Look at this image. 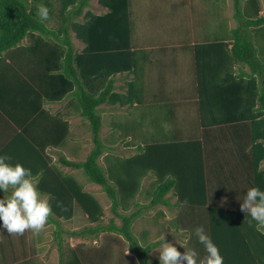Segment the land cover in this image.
<instances>
[{"label": "trees", "instance_id": "obj_1", "mask_svg": "<svg viewBox=\"0 0 264 264\" xmlns=\"http://www.w3.org/2000/svg\"><path fill=\"white\" fill-rule=\"evenodd\" d=\"M90 1L0 0V97L6 100L0 102V107L7 118L20 127V132L8 141L0 154H7L13 145L23 152L38 153L44 146L39 140H43V136L47 140L46 134L30 136L28 131L36 127L38 121H42L46 129L45 119L55 128L50 127L56 133L50 141H62V144L68 124L59 115L49 117L43 103L72 96L73 102L77 99L75 107L79 114L88 122L93 147L83 162L66 163L82 169L89 181L101 187L113 213V219L103 224L104 209L99 199L85 191L74 177L55 170L53 188L39 190L49 195L52 206L48 222L57 226L59 264H108L111 255L106 249L117 246L123 252L124 240L145 264L148 253L160 241L144 242V247L140 248L128 228L141 215V207L126 214L131 206L138 204L136 196L144 189L150 199L148 207L161 205L176 211L171 223L176 229L183 228L189 247L196 249L201 257L205 253L194 235L197 226H203L218 246L224 264H264V224L252 221L240 209L245 191L242 188L257 186L264 190V14L260 12L261 1L232 0V16L236 21L228 40L232 46L226 49L227 38H218L215 45L225 42L221 48L227 64H244L249 73L228 72L218 77V73L203 67L206 60L201 52L209 44L194 45L197 107L196 113L190 118L186 116L185 121L191 125L190 135L196 126L208 132L214 145L210 153L201 137L191 135L176 140L168 133L165 135L168 131L161 128L166 139L145 144L130 157L106 156L107 169L98 163L103 145L98 135L101 117L96 107L109 98L122 100V103L131 101V96L113 91V77L133 71L141 54L132 47L130 1L97 0L105 10L98 14L84 10ZM42 6L49 9L46 20L38 15ZM72 37L81 42V48L76 49ZM165 124L176 125L171 120L158 123L160 127ZM227 135L232 139L231 149L226 144ZM232 154L234 157L230 156ZM228 164L237 166L225 167ZM149 172L154 174V180L148 188H140ZM169 192L171 195L166 196ZM76 205L90 222L85 230L94 236L106 233L99 251L89 250L83 261L72 247L63 248L60 231L59 219L72 220ZM157 213L165 215L163 210ZM115 217L122 219V225H116ZM143 237L146 241L148 233L144 231Z\"/></svg>", "mask_w": 264, "mask_h": 264}, {"label": "crops", "instance_id": "obj_2", "mask_svg": "<svg viewBox=\"0 0 264 264\" xmlns=\"http://www.w3.org/2000/svg\"><path fill=\"white\" fill-rule=\"evenodd\" d=\"M104 11L103 9L102 13ZM235 26H229L230 28L224 36L217 37L216 34L210 35L209 33L207 37L193 39L187 41V43L173 44V46H167L166 49L162 47L158 48L161 45L159 43H132V47L136 48L137 52L141 54L140 62L133 71L117 73L113 77V91L118 94L131 96V101L123 100L122 103V100L114 101V98H109L96 107V112L101 117V127L98 135L103 145V153L98 159L99 161L102 158L103 163H98L104 169L108 168L106 164L108 161L105 160L106 156L123 158L133 156L145 144L166 139L165 135L167 133L176 138V140L187 139L191 135L201 137L205 141L207 152L214 147L209 139L208 132L205 133L201 127L196 126L190 135L191 125H187L188 123L186 124L185 121L186 116L190 118L191 115L196 113L197 107L194 45L209 44L208 48H204L201 52L205 57L203 59L206 60L203 61V67L205 66L207 69L218 73V77L226 76L228 72H232L234 75H239L241 72L249 73L248 67L244 64L236 63L233 65L232 62H230L231 64H227L226 55L223 57L225 51L221 48L225 42L219 43V46H215L218 38H227L225 39V44H228L226 49H230L232 43L228 40L231 38V30ZM216 47L219 48L216 49ZM182 56H187L189 60V64L185 67H182L178 63V60ZM6 62L8 61L6 60ZM208 87L210 86L208 85ZM128 90H131L130 95L128 94ZM3 100H5L4 97H0L1 103L6 102V100ZM75 105H77V99L73 102L72 96H65L56 102L43 103V108L49 111V117L59 115L68 124V133L62 144H60L62 141L60 143L50 141V139L52 140L53 137H56V133L50 130V127L53 128L54 126L45 119L46 129L44 123L38 121L37 126L29 128L30 130L28 131L30 136L46 134L47 140L44 136L43 140H39V144L43 143L44 146L38 149V153L23 152L19 146L13 145L8 149L9 152L7 154L10 156L13 153V163L19 162L26 168L31 169L33 174L31 179L38 185V188H53V179L55 180V178L52 173L58 170L61 174L74 177L82 184L85 191L92 193L104 205L106 203L105 193L97 191V189H90L101 187L88 179L87 181L78 180V175L76 174L79 171L81 172L82 169L74 168L66 163L67 161L83 162L91 151L85 154L84 159H76L77 152L80 151L70 149V144H73L74 120H78V125L80 128H84V132L85 130L90 132L88 122L79 114V110L76 109ZM167 120L175 122L176 125L165 124L164 127L158 125L159 122H166ZM194 121L192 119V122ZM161 128L168 131L164 132V136L162 135ZM53 129L55 130V128ZM18 132H20V127L7 118L0 107V150L6 147L8 141ZM79 134L85 135V133ZM226 137L229 139V142L226 143L229 146L228 149H231L233 144L231 136L227 135ZM117 148L122 150L123 153L115 152ZM233 155L230 156L234 157ZM209 157V159L212 158L211 155ZM170 162L173 163V159ZM263 163L264 161H262ZM225 167L232 168L234 165L228 164ZM153 180L154 174L149 172L142 179L140 188H148ZM40 192L44 197L49 198L47 193L41 190ZM7 195L8 193L4 198ZM140 195L141 193L136 196L138 204L131 206L126 211V214L131 210L135 211L141 207V217H145L146 222L157 224L159 221H155V219H160L161 223H164L163 220L167 219V212L163 210L165 215H158L156 211L153 212L152 208L147 206L150 203V199L145 194H142V197H139ZM169 195H171V192L166 196ZM159 207L164 206L160 205ZM164 208L167 209L166 207ZM79 218V221L84 223L74 224V222H77L75 221L74 208L72 220L59 219L62 228L60 231L63 248L67 246L72 247L77 256L83 261L82 258L87 256L89 250L94 249L99 251V248L104 243V235L106 233L99 232L94 236L93 233L85 230V227L90 226L86 214L83 213ZM114 221L116 225H121L119 217H116ZM63 223H72L74 226L81 225V227H72V230L63 228ZM55 230H57V226L48 221L38 234L28 230L23 235H14L0 229V264H59L60 250L56 243ZM145 232L148 233L149 237L147 229ZM119 236L122 238V235ZM66 237L71 239L76 238L79 242L73 245L68 242ZM129 247L130 243L128 248L123 249V252H121V249H118L120 250V255L118 256V262L115 264H142L136 253L132 252ZM151 252L152 250L148 253L147 258L150 257ZM83 264L86 263L83 262Z\"/></svg>", "mask_w": 264, "mask_h": 264}, {"label": "rangeland", "instance_id": "obj_3", "mask_svg": "<svg viewBox=\"0 0 264 264\" xmlns=\"http://www.w3.org/2000/svg\"><path fill=\"white\" fill-rule=\"evenodd\" d=\"M129 1L133 22V43H159L161 45L158 48L162 47L166 49L167 46H173V44L187 43V41H191L193 39L207 37L209 33L210 35L216 34L217 37L224 36L225 34H227V31L230 28L229 26L236 25V21L232 16L234 12L232 0H219L218 2L214 0ZM260 1L263 8L260 12L261 14H264V0ZM84 10H91L92 12L97 14L102 13L103 11V9L98 5L97 0H91ZM72 39L76 48L82 47L81 42L77 41L74 37H72ZM178 63L182 67L187 66L189 64L188 57L182 56L178 60ZM73 127V144H70V149L80 151L77 152V155L75 154L76 159H84L85 154L89 152L93 147L91 133L88 130H85L84 132V128L79 127L78 120H74ZM79 133H85V135H80ZM116 150L117 151L115 152L123 153V151L119 148H117ZM98 162L102 164V158ZM262 166L264 168V163L262 164ZM76 175H78V180L87 181V177L83 171H79V173H77ZM90 189H97V191L101 192V188ZM144 191L145 189L141 191V195L139 197H142ZM103 206L104 216L102 217V223L107 224L111 219H113V213L110 210L109 202H106ZM159 210H164L165 212H167V221H164L166 224L161 223L160 219H155V221H159L157 224L148 223L146 222V218L141 217L140 215L138 216V218H135V221L132 222L130 227L128 228V231L132 230V237L134 241L140 246V248H142L141 246L144 247V242L149 244V241H160V244L152 249L150 257L147 258V261L150 260L151 264H160L158 260V250L163 246L165 241L178 246V242L180 240H183L185 242L182 245H184L186 248H190L188 243L186 242L187 237H183L184 235H186L183 228L179 227L176 229L174 228V223H171V220L176 215V211H170L168 210V208L165 209L164 207L159 206L152 208L153 212H157ZM132 211L133 210H131L130 212ZM81 215H83V211L76 205L75 221L77 222H74V224L82 223L79 221V217ZM120 220L122 225L123 221L122 219ZM74 224L63 223L62 227L69 229H72V227H81V225L74 226ZM146 229L149 232V240L147 239L145 241L143 235ZM67 240L73 245L79 242L76 238H67ZM124 243L125 244L122 248H128L129 242L125 241ZM118 249L119 248L117 246H113V249L111 250L106 249L108 251V254L111 255L107 260L109 261L108 264H115L118 262V256L120 255V250ZM180 251L182 252L183 249Z\"/></svg>", "mask_w": 264, "mask_h": 264}, {"label": "clouds", "instance_id": "obj_4", "mask_svg": "<svg viewBox=\"0 0 264 264\" xmlns=\"http://www.w3.org/2000/svg\"><path fill=\"white\" fill-rule=\"evenodd\" d=\"M38 15L42 20L48 19L49 9L42 6ZM32 175L31 169L19 162L13 163L7 154H0V193L3 194L0 196V229L8 234L23 235L28 230L38 234L52 213L49 198L41 194L38 185L31 179ZM242 189L245 191L240 200L241 211L247 213L252 221L264 224V190L257 186ZM4 193H8L6 198ZM194 235L204 247L202 257L194 248L178 243L183 249L181 252L176 245L165 241L158 250L160 264H224L218 246L203 226H197ZM145 264H151V261Z\"/></svg>", "mask_w": 264, "mask_h": 264}]
</instances>
